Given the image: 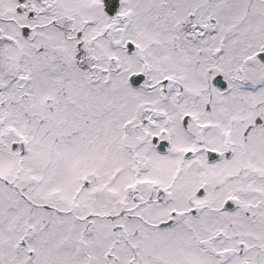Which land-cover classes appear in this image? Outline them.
Wrapping results in <instances>:
<instances>
[{
    "label": "snow or ice",
    "instance_id": "snow-or-ice-1",
    "mask_svg": "<svg viewBox=\"0 0 264 264\" xmlns=\"http://www.w3.org/2000/svg\"><path fill=\"white\" fill-rule=\"evenodd\" d=\"M0 264H264V0H0Z\"/></svg>",
    "mask_w": 264,
    "mask_h": 264
}]
</instances>
